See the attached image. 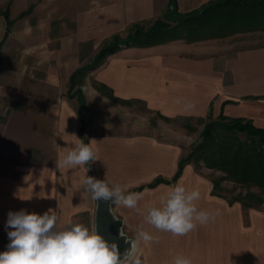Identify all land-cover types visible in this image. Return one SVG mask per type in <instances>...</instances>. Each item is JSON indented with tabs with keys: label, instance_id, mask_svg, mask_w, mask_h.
Masks as SVG:
<instances>
[{
	"label": "crops",
	"instance_id": "crops-1",
	"mask_svg": "<svg viewBox=\"0 0 264 264\" xmlns=\"http://www.w3.org/2000/svg\"><path fill=\"white\" fill-rule=\"evenodd\" d=\"M212 0H176L189 12ZM170 0H0V230L9 243L8 213L43 214L53 209L60 225L76 223L95 209L82 190L93 177L145 193L140 212L112 203L123 220L122 231L158 232L141 212L159 203L177 183L198 189L201 209L219 210L214 222L188 235L191 246L161 254L160 247L139 248L144 264H171L178 254L193 264H264V208H244L211 193L210 179L191 163L178 179L135 188L177 170L182 146L138 126L129 102H119L83 85L84 135L99 160L76 168L57 167L66 150L80 138L76 99L67 96L69 77L81 66L82 45L98 49L135 23L163 15ZM126 101H139L170 118L230 117L249 119L264 128V44L234 46L214 39L174 38L139 46L125 44L86 73ZM75 135V136H74ZM147 190V192H145ZM94 218V216H93ZM175 250V249H173ZM163 251H166L163 249Z\"/></svg>",
	"mask_w": 264,
	"mask_h": 264
},
{
	"label": "clouds",
	"instance_id": "clouds-1",
	"mask_svg": "<svg viewBox=\"0 0 264 264\" xmlns=\"http://www.w3.org/2000/svg\"><path fill=\"white\" fill-rule=\"evenodd\" d=\"M94 141L85 143L77 137L73 146L57 161V167L70 169L87 166V173L89 165L99 160ZM82 190L92 200L111 201L138 212L141 211L139 203L145 196L142 192L128 191L122 184H109L105 179L88 175L82 180ZM200 198L198 189L189 190L177 183L169 188L158 204L148 205L141 214L144 222L158 232L170 233L175 237L186 236L198 226L214 222L220 214L219 210L199 208L196 202ZM59 221L60 217L53 209L42 215L23 209L10 211L6 222V227L11 229L7 233L10 242L6 250L0 252V264H144L139 243L159 242L157 237L140 225L136 240L126 241L130 247L121 254L117 243H109L96 228L78 222L61 226ZM171 264H193V261L189 256L178 254Z\"/></svg>",
	"mask_w": 264,
	"mask_h": 264
},
{
	"label": "trees",
	"instance_id": "trees-1",
	"mask_svg": "<svg viewBox=\"0 0 264 264\" xmlns=\"http://www.w3.org/2000/svg\"><path fill=\"white\" fill-rule=\"evenodd\" d=\"M210 2L212 4L199 16L183 23H171L162 17H157L146 29L140 23L133 24L134 30L128 33L125 40H121L119 35L113 36L100 48L91 63L81 65L72 72L69 77L67 96L77 100V112L81 119L79 136L85 143H87L84 135L86 124L83 120L85 96L80 88L82 79L89 69L103 62L105 57L116 51L120 44L148 46L174 38H186L176 34L177 30L194 34L193 38H197L200 32L203 35L207 34V37H218L237 28L249 31L253 30L256 24L264 25V0H212ZM92 84L98 92L112 100L131 103L116 97L112 89L102 82L93 80ZM160 116L166 121L177 119ZM208 116L211 117V111ZM185 118L190 117H181V119ZM199 135L200 139L191 152L180 157L177 170L170 179L158 176L152 182L135 189L151 187L159 182H174L182 173L184 166L191 163L192 159L201 160L204 166L221 172L220 176L210 178L212 194L225 198L229 203L239 202L244 208H260V205L264 204V128L257 127L249 119L230 117L220 113L204 124ZM225 181L233 185L228 189L222 185ZM225 191L230 194H226Z\"/></svg>",
	"mask_w": 264,
	"mask_h": 264
},
{
	"label": "rangeland",
	"instance_id": "rangeland-1",
	"mask_svg": "<svg viewBox=\"0 0 264 264\" xmlns=\"http://www.w3.org/2000/svg\"><path fill=\"white\" fill-rule=\"evenodd\" d=\"M158 17H163V15H160ZM151 19L149 21H145L143 23H140L145 29L149 27L152 22L155 20ZM253 29V30H241L239 28L235 29L234 31H230L225 35L218 36V37H207V34H197V38H193V35L189 34L188 32L184 30H177L176 34L180 36H185L186 38H183L187 41H206V40H217V41H223L224 43L230 42L234 46H245V45H260L264 44V25H258ZM134 28L131 25L123 31L122 33L119 34V37L121 40H125L128 33L133 31ZM189 35V36H188ZM200 36H205V37H200ZM199 37V38H198ZM192 38V39H191ZM105 42L104 44H107ZM101 44L98 49H92L91 45H82V57H81V65H87L92 62L94 59L95 55L97 52L100 50V48L104 45ZM122 46L120 44L118 48ZM109 55V54H108ZM106 58V57H105ZM93 78H90L88 80L85 79V77L82 79V83L80 85V88L82 90L83 85H92L93 86ZM69 88V85H68ZM67 88V91H68ZM73 91V90H72ZM77 101V100H76ZM130 109L133 112L134 110L136 111V115L138 118V126H142L145 131L156 133L159 137L163 139H167L170 141L178 142L182 146V151H183V156L186 155L187 153L191 152L193 147L197 144V142L200 139V131L202 130L204 124L212 117L207 116V117H200V118H193L190 117L188 119H172L171 121H166L163 119L160 115L157 113H154L150 110H148L143 103L139 101L131 102L130 103ZM191 164L193 165L194 169L202 174L203 176L208 177L209 179L214 177H218L221 175V172L209 168L203 165V162L200 161H194L192 159ZM224 187H227L228 189L233 185L229 181H225L222 184ZM238 191V188L236 189V192ZM226 194H230V192L225 191ZM260 208H264V204L260 205ZM93 216H94V210L88 215L82 214L80 217L76 220V223H81L89 228H93ZM158 238L159 242L154 243L155 246L162 248L161 249V254L164 255V253H172L175 252L176 249L182 248L184 246H187L188 241L186 240V236H180V237H175V236H155ZM134 240H136L137 237H133ZM188 246H191L190 243H188ZM7 240L2 234L0 230V252H3L7 248ZM142 245L139 244V248ZM166 250V251H163ZM175 249V250H173ZM140 252V251H139ZM178 252V251H176ZM142 254V252H140Z\"/></svg>",
	"mask_w": 264,
	"mask_h": 264
},
{
	"label": "water",
	"instance_id": "water-1",
	"mask_svg": "<svg viewBox=\"0 0 264 264\" xmlns=\"http://www.w3.org/2000/svg\"><path fill=\"white\" fill-rule=\"evenodd\" d=\"M211 4L212 2H208L193 11L180 12L176 0H170L168 10L163 14V17L171 23H183L190 18L199 16ZM89 176H93L92 171ZM122 226L123 220L114 213L111 201H95L93 228H96L109 243H117L121 254L130 247L126 241L134 240L133 237L123 233Z\"/></svg>",
	"mask_w": 264,
	"mask_h": 264
}]
</instances>
